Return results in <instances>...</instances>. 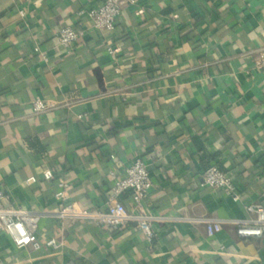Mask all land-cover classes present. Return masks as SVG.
<instances>
[{
  "label": "crops",
  "instance_id": "obj_1",
  "mask_svg": "<svg viewBox=\"0 0 264 264\" xmlns=\"http://www.w3.org/2000/svg\"><path fill=\"white\" fill-rule=\"evenodd\" d=\"M101 2L0 0V189L38 219L42 242L18 248L1 234L0 264H264V234L241 237L233 222L264 203V71L253 62L264 0H138L105 31L80 13ZM64 26L83 32L71 50ZM37 98L54 107L35 113ZM136 158L154 183L138 210L163 217L153 238L61 214L105 209ZM213 165L239 199L200 186ZM122 200L135 208L130 192ZM207 218L223 223L215 236Z\"/></svg>",
  "mask_w": 264,
  "mask_h": 264
},
{
  "label": "built area",
  "instance_id": "obj_2",
  "mask_svg": "<svg viewBox=\"0 0 264 264\" xmlns=\"http://www.w3.org/2000/svg\"><path fill=\"white\" fill-rule=\"evenodd\" d=\"M137 1L102 0L99 5L83 9L80 13L86 14L91 19L94 29L101 31L113 30L125 5L136 4ZM82 34V31L73 26H64L58 33L59 43L62 47L71 50ZM109 51L112 54L116 53V49L113 47H109ZM253 62L257 69L264 71V46L256 49ZM32 106L35 113L45 112L54 107L53 104L41 98L35 99L32 102ZM45 177L51 179L54 174L52 171L47 170L45 171ZM33 179L34 177L30 178V180ZM200 186L224 190L226 194L235 199L240 198L233 178L216 165L210 166L203 171ZM153 187L154 183L147 163L142 158H136L127 166L123 176L115 180L105 209L78 211L75 206L68 205L61 211V214H71L74 217L89 216L102 224H107L114 228L134 224L136 230L144 232L151 239L155 235V224L163 220V217L139 212L138 209L142 210L144 201ZM69 188L70 185L62 181L61 190L57 193V196L66 198ZM126 192L131 193L135 204L134 209H130L122 200V196ZM6 198L5 190L0 189V235L3 233L10 235L18 248L29 246L36 249L41 248L42 242L37 234L38 219L31 217L30 210L6 205L4 203ZM247 209L253 212L255 217L253 219L234 220L238 234L241 237L262 236L264 234V203L249 204ZM206 223L210 236H215L223 228V223L219 219L207 218ZM46 244L54 250L59 249L61 246V243L56 238H50Z\"/></svg>",
  "mask_w": 264,
  "mask_h": 264
}]
</instances>
